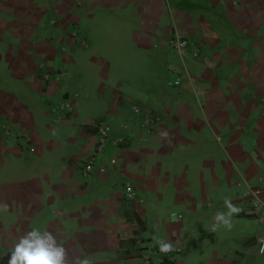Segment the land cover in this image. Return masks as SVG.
I'll return each mask as SVG.
<instances>
[{
  "label": "crops",
  "instance_id": "0c3cea01",
  "mask_svg": "<svg viewBox=\"0 0 264 264\" xmlns=\"http://www.w3.org/2000/svg\"><path fill=\"white\" fill-rule=\"evenodd\" d=\"M176 34L201 48L199 58L171 45ZM128 37L173 80L108 89L102 78V93L83 91L84 73L90 82ZM0 42L15 83L0 91L13 100L0 103V264L32 228L53 232L70 260L89 264H142L150 255L264 264V218L238 187L264 188V0H0ZM65 103L75 111L55 110ZM147 116L161 119L149 135ZM104 124L126 141L107 145L85 176ZM226 197L242 211L231 230L212 231ZM158 240L181 252L161 253Z\"/></svg>",
  "mask_w": 264,
  "mask_h": 264
},
{
  "label": "built area",
  "instance_id": "2783aa9c",
  "mask_svg": "<svg viewBox=\"0 0 264 264\" xmlns=\"http://www.w3.org/2000/svg\"><path fill=\"white\" fill-rule=\"evenodd\" d=\"M171 45L178 50L179 52H186L191 48L192 56L197 59L199 58L201 54V48L195 44H193L189 39L183 38L179 34H176L170 41ZM84 44H86L84 42ZM51 75L49 73L44 74V78L48 81L51 80ZM181 81L180 79L176 80L175 85H180ZM76 107H74L72 104H61L59 105L55 110L56 111H65L67 113L74 112ZM133 111L136 114H141L143 111L142 109L134 105ZM160 117L158 116H147L143 119V128L146 129V133L149 135L152 133L154 128L160 124ZM98 140L96 142L95 150L94 152L89 156V158L86 160L84 167H83V174L85 176L91 175L94 172L98 170L99 165V158L105 151L107 145L112 144L115 147L122 146L126 141V136H115L107 124H104L98 128ZM146 141V139H144ZM99 171L106 172V168L101 167L99 168ZM238 187L242 190L243 197L249 202L251 208L255 211L257 214V220H261L264 218V188L258 185H252L245 182H238ZM253 193L256 195L254 196ZM124 194L125 198L132 200L134 199L136 192L135 188L130 185L129 183L124 184ZM257 202H259L257 204ZM177 220H182L183 216L181 214L175 213ZM171 217H173V213H171ZM264 221V220H263ZM257 243L260 247L264 246V233L262 235H259L257 237ZM181 252L180 248H176L175 250L169 252L172 253L170 256L174 257L178 255ZM172 258H164L161 260H153L151 255L143 257L142 264H168V262H171Z\"/></svg>",
  "mask_w": 264,
  "mask_h": 264
},
{
  "label": "rangeland",
  "instance_id": "374dc122",
  "mask_svg": "<svg viewBox=\"0 0 264 264\" xmlns=\"http://www.w3.org/2000/svg\"><path fill=\"white\" fill-rule=\"evenodd\" d=\"M131 41L132 40H130L128 37L127 47L123 51H110L109 53L112 57L111 64L107 66V64L104 63L103 68L97 71H92L90 82H88L90 74L84 73L81 78L86 83L80 85L83 91L89 90V92L93 91L95 94L102 93L103 89L99 83V80H103L102 78L106 79L104 80L106 86L107 88L109 87L111 89L120 81H123L125 85L130 87L129 85L142 86V84L145 85V82L147 83L148 81L159 85L160 79L158 77L162 78L163 80L169 77V79L171 78L173 80V74L171 71L169 73L166 72L164 67L159 65L160 63L157 60L158 58H156L152 52H149L146 48H143V46L139 44H136L137 48L133 47ZM2 44L3 43L0 42V56L4 53ZM155 79H158V82ZM14 85L15 83L9 81L6 66L0 64V91L2 87L13 90ZM88 86H90V89ZM173 87L176 88L174 85ZM29 95L31 98L32 92ZM3 100H5L6 103L9 102L7 98H1L0 95V103L3 102ZM12 102L13 100L9 103L11 104ZM169 207L174 211L177 210L173 206Z\"/></svg>",
  "mask_w": 264,
  "mask_h": 264
},
{
  "label": "clouds",
  "instance_id": "9594fccd",
  "mask_svg": "<svg viewBox=\"0 0 264 264\" xmlns=\"http://www.w3.org/2000/svg\"><path fill=\"white\" fill-rule=\"evenodd\" d=\"M253 195L255 196L256 194L253 193ZM224 206L227 212L218 211L215 214L213 217L215 223L212 226V231L217 230L221 226L231 230L233 227V215L239 214L242 211L228 197L224 200ZM0 207L6 209L7 205ZM173 219H176L175 213H173ZM156 243L159 245L161 253L167 254L174 250L171 242L158 240ZM259 254L264 255V246L260 247ZM8 264H89V260L86 257H76L70 260L68 250L63 244L58 242L53 232L32 228L19 237L11 251Z\"/></svg>",
  "mask_w": 264,
  "mask_h": 264
}]
</instances>
